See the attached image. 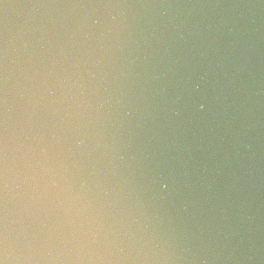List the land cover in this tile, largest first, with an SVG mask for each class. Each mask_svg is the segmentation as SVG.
I'll list each match as a JSON object with an SVG mask.
<instances>
[{
	"label": "water",
	"instance_id": "95a60500",
	"mask_svg": "<svg viewBox=\"0 0 264 264\" xmlns=\"http://www.w3.org/2000/svg\"><path fill=\"white\" fill-rule=\"evenodd\" d=\"M108 2L132 7L99 40L76 27L86 10L41 7ZM6 46L10 124L35 53L93 61L114 102L101 191L180 257L162 264H264V0H0V132ZM190 76L218 98L196 119L173 104ZM160 164L181 189L167 203L141 179Z\"/></svg>",
	"mask_w": 264,
	"mask_h": 264
},
{
	"label": "clouds",
	"instance_id": "9594fccd",
	"mask_svg": "<svg viewBox=\"0 0 264 264\" xmlns=\"http://www.w3.org/2000/svg\"><path fill=\"white\" fill-rule=\"evenodd\" d=\"M8 8V5H5ZM86 10L76 27L85 40L107 39L131 5H42ZM119 18V24L113 21ZM35 53L20 69L19 112L10 124L5 48V114L0 132V264H162L179 259L121 216L101 191L114 102L86 57ZM96 63H99L98 61ZM218 98L195 76L181 81L178 114L200 118ZM116 104L121 101H115ZM131 103V101H130ZM143 186L167 203L181 189L172 168H150Z\"/></svg>",
	"mask_w": 264,
	"mask_h": 264
}]
</instances>
